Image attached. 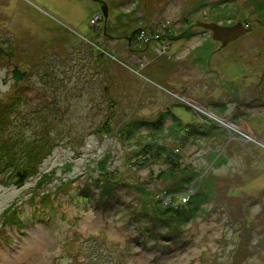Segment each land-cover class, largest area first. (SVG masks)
<instances>
[{
  "label": "rangeland",
  "instance_id": "obj_1",
  "mask_svg": "<svg viewBox=\"0 0 264 264\" xmlns=\"http://www.w3.org/2000/svg\"><path fill=\"white\" fill-rule=\"evenodd\" d=\"M102 2L108 6L105 26ZM96 15L98 30L91 22ZM197 21H240L251 31L219 49ZM161 23L169 25L160 39L137 38L128 52L134 31L151 37L163 31ZM190 29L191 37L180 39ZM95 44L126 58L121 64L132 69L105 53L108 102L96 94L103 84L98 89L93 83L95 58L79 49L100 51ZM0 47L15 49L0 59V96L24 99L19 109L29 113V122L41 123L32 111L44 101L58 114L50 135L62 132L36 176L19 187L0 183V264H77L81 247L95 246L86 240L90 235L106 242L96 253L102 264H264L263 4L0 0ZM48 60L49 68L56 66L50 74L63 83L40 78ZM14 66L27 72L16 85ZM110 110L118 130L168 116L161 131L143 125L123 138L117 128L98 130ZM187 123L207 133L184 138ZM148 143L165 155L175 148L181 166L197 173L188 189L169 190L174 175L162 158L144 156ZM185 198L199 208L190 219L173 222L164 210L186 205ZM10 205L15 215L11 209L4 217ZM174 224L180 227L175 237H162Z\"/></svg>",
  "mask_w": 264,
  "mask_h": 264
},
{
  "label": "trees",
  "instance_id": "obj_2",
  "mask_svg": "<svg viewBox=\"0 0 264 264\" xmlns=\"http://www.w3.org/2000/svg\"><path fill=\"white\" fill-rule=\"evenodd\" d=\"M261 4L264 5V0H258ZM205 3H200L198 4L199 7L204 6ZM137 31H134L131 36V43L128 45L127 50L128 52L134 51L132 48L133 42L137 40V37L135 36L137 34ZM139 33V31H138ZM186 33L187 36H186ZM184 33L180 39L187 40L191 36V30L187 31ZM94 44V43H93ZM99 46L98 44H95ZM100 47V46H99ZM101 48V47H100ZM80 52L83 53L85 52L89 58L92 56L95 58V66L98 68L96 72V79L93 82L96 84L98 89L100 88V85L103 84V89L96 91V94L98 93L101 95L102 100L105 102L110 101L111 99H106V92H105V87L104 84L107 82L109 74L107 72V67L106 64L103 63L102 58H107L105 56L106 54L103 53V51H95V49L92 50L96 52V55H94L93 51L90 49V46L88 45H83V48L79 46ZM107 54L110 56H114L116 60H111V62H116L118 64L121 63H127V59L124 58L122 61L121 59L117 58L114 54L111 52H108L107 49L102 48ZM84 58V57H83ZM109 59V58H108ZM49 62V60H48ZM49 64L46 66H42L43 68L41 70H46L45 74L42 75L41 71L36 69V72L40 74V78L43 79L45 78L46 80L50 81V84L56 85V82L58 84L63 83L64 81L62 79H59V75L57 76L56 74L51 75L50 71H54V65L49 68ZM56 67V66H55ZM107 76V77H106ZM69 78V76H66ZM9 100L6 99V96H0V183L4 185H9L13 184L17 187L22 186L25 181H27L29 178L36 176L39 172V166L46 158L53 149V142H56V138L62 135L61 130H58L56 135L51 136L50 135V128L53 126L57 125V120L56 116L58 115L55 110L56 109H51L54 112H49V109H47L46 103L39 102L38 105L33 109V114L41 121L39 122H29L30 118L27 116L29 113H23L21 111L20 106L25 104L24 99H20V97L16 98H8ZM54 102H56V99H54ZM114 102L112 101L110 103L111 106H113ZM55 106V103H54ZM52 108V107H51ZM112 112V117L108 116L106 117L102 123L101 126L98 127L99 131L105 132H114V127H111V124L113 122V110ZM167 113V111H166ZM165 117H162L163 114L160 115V117L156 121H140L137 122L136 124L133 123L132 129L127 130V129H121L118 130L116 129V132L120 134L123 138L129 136L130 134H133L137 130L140 129L141 126L143 125H148L150 128L153 130L161 131L162 129V124L166 117L168 116L167 114ZM173 115V114H172ZM49 116V117H48ZM175 117V116H174ZM175 119V118H174ZM43 125L42 127H40ZM44 127V128H43ZM186 130L184 131V138L186 137H195V133H200V134H205L207 132L199 130L198 127H195V125L187 123L183 125ZM37 128H43L40 132H34L33 135H30V131H33ZM29 131V132H28ZM183 131V130H182ZM187 135V136H186ZM144 148L142 151L145 152L144 156L147 157H152L154 159L157 158H162L166 163H168V168L166 169L168 171L169 175H174L171 179V184H170V189L169 190H186L188 189V186L193 182V179L196 177L197 173L193 170H189V166H184L182 167L179 159L177 156H179L178 153L174 154L175 148L171 149V153H163L160 149L157 151H154L152 148L153 145L152 143L145 144L143 146ZM141 150V149H140ZM178 151V148L176 149ZM169 151V150H166ZM157 155V156H156ZM156 156V157H155ZM147 160V158L145 157ZM106 165L104 163H101V167H105ZM165 171V170H164ZM164 171H160L158 176L164 175ZM104 175H108L105 174ZM103 175V176H104ZM109 178L112 177L111 174L108 175ZM176 187V188H173ZM170 192V191H169ZM107 195V194H106ZM199 205L194 203V200H188L186 205H177V206H169L166 207L164 210L165 214H171V218L173 222H176L181 219V220H187L192 217ZM12 209L13 215H15L14 207L13 205H10L8 208L4 210V217L5 214ZM146 215V213H144ZM15 217V216H13ZM180 223V222H178ZM179 224H174V229L171 230L167 235H161L164 238H167L171 240L173 237H175V231L179 232ZM151 226H154V223L151 224ZM146 231H152L150 228H145ZM155 234V233H154ZM149 235H151L149 233ZM156 235V234H155ZM86 240H90L94 242L95 246H90V245H84L81 247L79 250L81 255V261L77 259L79 262L77 264H102L100 261L97 259V251L101 249L102 246H104L103 243L105 240L102 237H96L93 235L88 236ZM85 240V242H86ZM85 260H88L87 263Z\"/></svg>",
  "mask_w": 264,
  "mask_h": 264
},
{
  "label": "water",
  "instance_id": "obj_3",
  "mask_svg": "<svg viewBox=\"0 0 264 264\" xmlns=\"http://www.w3.org/2000/svg\"><path fill=\"white\" fill-rule=\"evenodd\" d=\"M107 9V4L103 2L101 7V13L104 18H108ZM195 26L211 32L212 40L220 44L219 48L226 47L229 43L237 40L244 34L251 31V27L244 26L240 21L233 25H221L217 22L197 21ZM2 53L3 49L2 47H0V57ZM24 74L25 72H22L17 66L12 69V77L14 79L15 85L21 80ZM179 97L185 98L182 95H180Z\"/></svg>",
  "mask_w": 264,
  "mask_h": 264
},
{
  "label": "built area",
  "instance_id": "obj_4",
  "mask_svg": "<svg viewBox=\"0 0 264 264\" xmlns=\"http://www.w3.org/2000/svg\"><path fill=\"white\" fill-rule=\"evenodd\" d=\"M92 23L93 22H96V17L91 21ZM95 25V24H94ZM168 25L169 23H165L162 25L161 23V27L163 28V31H158L157 29L154 31L153 35L151 37H148L145 33V30H141L139 33H138V41L139 42H143V43H148L149 41H151L150 39H160L163 35V33L168 29ZM91 26V24H90ZM100 49V48H98ZM162 52H165L166 53V50H167V47L166 46H163L162 47ZM100 51H103V53H106L102 48L100 49ZM109 55V54H108ZM111 58L113 60H116V58L114 56H111ZM117 61V60H116ZM185 201H187V198H185Z\"/></svg>",
  "mask_w": 264,
  "mask_h": 264
},
{
  "label": "flooded vegetation",
  "instance_id": "obj_5",
  "mask_svg": "<svg viewBox=\"0 0 264 264\" xmlns=\"http://www.w3.org/2000/svg\"><path fill=\"white\" fill-rule=\"evenodd\" d=\"M103 3V2H102ZM108 10V9H107ZM102 14V13H101ZM98 16V17H97ZM95 18V17H94ZM102 18L104 19V26H105V23H106V20L108 19V18H104L103 16H102ZM99 20H100V15H96V22H95V27L97 26V24H98V22H99ZM93 27H91V29H92ZM97 28V27H96ZM97 30H98V28H97ZM190 30H192V29H190ZM189 30V31H190ZM187 34L188 33H186V36H187ZM82 40H84L86 43H89V44H92L93 42H92V40L91 39H89V38H86V37H82ZM3 49V53H2V55H4V56H6L7 58H11L12 56H14V53H15V49L13 48L11 51H8V50H5L4 48H2ZM219 49H222V48H219ZM218 52H220V51H218ZM2 55H1V57H0V59H2ZM208 63H210V62H208ZM15 67V66H14ZM22 72H25V74L23 75V77L21 78V80L23 79V78H25V76H27V72L25 71V70H22ZM20 80V81H21ZM182 93V92H181ZM179 95V94H178ZM180 96V95H179ZM213 107L214 108H218L219 106H217V105H215V103L213 104Z\"/></svg>",
  "mask_w": 264,
  "mask_h": 264
},
{
  "label": "crops",
  "instance_id": "obj_6",
  "mask_svg": "<svg viewBox=\"0 0 264 264\" xmlns=\"http://www.w3.org/2000/svg\"><path fill=\"white\" fill-rule=\"evenodd\" d=\"M61 1V0H60ZM161 41V44H163L164 43V40H160ZM156 45H158V43H156ZM138 57V56H137ZM140 58H142L141 56H140ZM122 66H124L127 70L129 69V70H132L131 68H129L128 66H126V65H123V64H121Z\"/></svg>",
  "mask_w": 264,
  "mask_h": 264
}]
</instances>
